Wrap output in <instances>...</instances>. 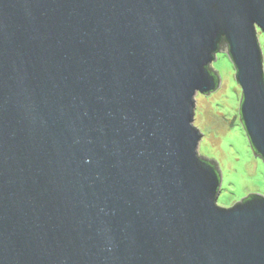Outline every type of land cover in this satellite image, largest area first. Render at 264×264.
Masks as SVG:
<instances>
[{"label":"water","instance_id":"obj_1","mask_svg":"<svg viewBox=\"0 0 264 264\" xmlns=\"http://www.w3.org/2000/svg\"><path fill=\"white\" fill-rule=\"evenodd\" d=\"M257 29L264 0H0V264H264V195L217 205L193 125L224 36L264 161Z\"/></svg>","mask_w":264,"mask_h":264},{"label":"rangeland","instance_id":"obj_2","mask_svg":"<svg viewBox=\"0 0 264 264\" xmlns=\"http://www.w3.org/2000/svg\"><path fill=\"white\" fill-rule=\"evenodd\" d=\"M264 75V33L257 29ZM212 66L220 74L219 87L208 95L195 94L193 125L202 133L200 151L213 156L221 169L216 204L229 206L250 192L264 195V161L251 148L239 120L241 87L233 62L217 51Z\"/></svg>","mask_w":264,"mask_h":264},{"label":"trees","instance_id":"obj_3","mask_svg":"<svg viewBox=\"0 0 264 264\" xmlns=\"http://www.w3.org/2000/svg\"><path fill=\"white\" fill-rule=\"evenodd\" d=\"M223 46H225V47H227V42H226V40L224 39V36H221L220 38H219V40L217 41V45H216V50L214 51V52H212V55L215 57V54H216V52L219 50V49H221ZM206 69L208 70V72L210 73V75L213 77V79H214V84H215V86H214V89L219 85V76H218V74H217V72L211 67V65L210 64H208V65H206ZM213 89V90H214ZM213 90H211V91H213ZM210 91V92H211ZM209 93V92H208ZM241 101L242 100H240V104H241ZM240 113V112H239ZM254 153H255V151H254ZM200 156V155H199ZM201 157V156H200ZM201 161L205 164V165H208V166H210V167H212L213 168V170H214V172H215V174H216V176L218 177V180H220V173H219V171H218V166H217V162L215 161V160H213V159H207V158H204V157H201ZM262 198H264V197H262V196H260V195H257V194H249V195H247L246 197H244V198H242L241 199V202H246V201H249V200H251V199H262ZM240 202V201H239ZM236 203H238V202H236ZM235 203V204H236Z\"/></svg>","mask_w":264,"mask_h":264}]
</instances>
